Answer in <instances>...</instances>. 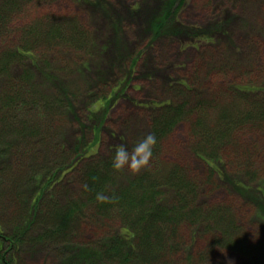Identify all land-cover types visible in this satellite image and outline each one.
<instances>
[{"label":"rangeland","instance_id":"1","mask_svg":"<svg viewBox=\"0 0 264 264\" xmlns=\"http://www.w3.org/2000/svg\"><path fill=\"white\" fill-rule=\"evenodd\" d=\"M5 1L0 0V7ZM19 3L10 14L3 12L0 55L26 44L22 29L47 18L76 20L88 41L81 49L59 44L32 61L10 65V78L27 75L36 93L60 102L51 125L59 156L33 142L40 158L37 167L26 159L19 165L8 153L0 157V172L13 170L21 178L12 188L0 179V264H144L121 222L97 215L99 196L83 192V177L100 162L110 164L117 146L130 149L152 133L166 105L189 113L199 104L211 108L223 103L224 95L230 101L243 88L245 95L264 104V0ZM6 80L0 76V98ZM234 139L236 147L218 145L214 160L206 161L194 152L190 122L185 120L155 145L148 166L140 171L109 166L114 174L106 193L124 190L158 161L181 168L194 186L198 214L179 227L172 247H155L159 258L154 264H262L264 131L244 130ZM89 147L94 154L90 157L85 150ZM77 152L86 158L70 170ZM42 167H57L56 185L50 189ZM10 189L14 193L4 196ZM42 189L37 206L32 201ZM174 203L170 191L157 197L161 209ZM40 209L50 215L72 212L76 226L51 244L43 239L48 219L42 215L40 223H30ZM216 210L232 218L241 235L240 252L214 243L219 239L212 216ZM16 238L19 242L11 243ZM254 246L258 255L249 250Z\"/></svg>","mask_w":264,"mask_h":264},{"label":"trees","instance_id":"2","mask_svg":"<svg viewBox=\"0 0 264 264\" xmlns=\"http://www.w3.org/2000/svg\"><path fill=\"white\" fill-rule=\"evenodd\" d=\"M19 2L20 0H7L2 3L0 23L3 24L5 21L4 10L10 14L20 4ZM22 30V35L28 40L27 43L17 45L13 51L9 49L0 55V76H6L7 79L0 98V157L8 153L18 159L19 165L23 159H26L27 162H32L33 167H37L40 158L35 155L33 142H39L41 147L55 152L57 155L55 158L59 156L53 145L51 125L56 110L61 104L58 101L47 100L36 93L29 76L10 78V65L16 61H32L42 50L59 44L81 49L88 38L78 22L70 17L42 19ZM247 92L245 88L237 89V93L230 101L224 95L226 99L223 103H212L211 108L199 104L189 110V113L180 107L166 105L163 114L158 116L153 125L152 134L157 138L156 145L158 146V142L175 125L187 120L190 122V131L194 140V152L204 160L211 161L218 153V145L232 143L236 147L234 138L238 133L244 130L264 131V104L244 94ZM92 148L85 149L90 150L88 157L94 155L91 152ZM156 148L154 146L153 149ZM49 157L50 155L48 159ZM84 158L86 157L77 152L73 157L76 161L70 170ZM109 166L107 161H103L87 171L81 182V186L87 185V190L82 187L83 192L89 193L92 197L99 196V201L95 204L97 215L107 221L121 222L125 232L132 235L133 248L144 264L157 263L159 257L154 255L157 253L155 247L162 248L168 243L172 247L178 240L179 227L198 214L195 207L194 186L192 187L188 182L181 168L158 161L124 190L106 193L104 190L108 189L109 177L114 174ZM43 169L46 189H50L56 185L54 182L56 170L48 167L39 170ZM61 170L62 168H58L57 172ZM24 171L27 172V169ZM19 178L20 176L13 170L0 172V179L8 182L5 185H10L11 188L17 187L16 181ZM46 189L39 191L37 194L39 198L33 200V204L37 206L40 204L42 193ZM164 190L174 194L175 203L170 208L161 209L156 203L157 197ZM3 193L7 196L14 191L10 189ZM42 215L48 219L43 225L45 231L43 239L51 244L69 236L70 230L76 226L72 212L50 215L48 212L44 214L41 209L33 215L30 223H40L38 217ZM212 216L215 228L219 231V239L214 243L218 242L222 247L227 246L235 252H240L241 235L235 229L232 218L227 217L222 210H216ZM18 242L17 238L11 240L13 244ZM257 247L249 249L252 254L258 255Z\"/></svg>","mask_w":264,"mask_h":264},{"label":"clouds","instance_id":"3","mask_svg":"<svg viewBox=\"0 0 264 264\" xmlns=\"http://www.w3.org/2000/svg\"><path fill=\"white\" fill-rule=\"evenodd\" d=\"M156 143V136L149 133L135 142L130 149L125 145L117 146L111 155L110 167L114 170H121L126 167L133 173L140 171L148 166ZM82 187L87 190L86 184Z\"/></svg>","mask_w":264,"mask_h":264}]
</instances>
